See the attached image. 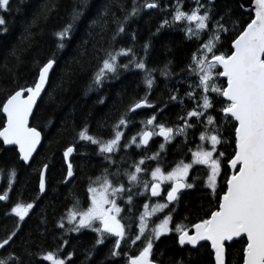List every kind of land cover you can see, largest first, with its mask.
<instances>
[{"label":"snow or ice","instance_id":"snow-or-ice-1","mask_svg":"<svg viewBox=\"0 0 264 264\" xmlns=\"http://www.w3.org/2000/svg\"><path fill=\"white\" fill-rule=\"evenodd\" d=\"M183 0H176L172 5L171 19H163L157 27L159 33L165 27H174L182 23V31L187 39L198 41L197 48L191 54L189 63L181 72L187 71L189 76H195L194 82L188 83V91L183 97L178 99L176 92L178 89H170L169 102H177L181 105L183 115H178L180 123L174 126H165L164 123H154L157 113L163 111V107L157 108L153 114L140 123L144 126L135 135L125 138L123 129L133 123L132 114L137 109L153 108L145 96L133 101L120 114L115 124L110 125L111 134L108 138L98 137L88 132V125L85 123L76 134V141H85L96 145L98 154H102L105 160L114 163L112 156L119 152L121 148H128L135 144L136 147L147 146L150 138L158 135L164 138V142L159 144V150L151 157H143L138 162H134L131 171H125L128 186L118 182L113 184L109 179L107 169L103 170L101 176L92 180L87 187V199L90 203L83 206L79 197H73L72 204L68 207L66 214L61 217L58 226L65 229L63 221H67L69 227L66 232L79 233L83 229H90L97 234V238L91 250L87 251L85 261L93 255L97 245L104 243L106 239L113 238L114 242L107 253L106 258L126 257L124 264H158V260L153 258V248L155 241L162 235L176 233V242L180 246L189 245L193 249L199 246L205 248L210 242L213 256V264H226V255L232 244L238 238L246 237L242 248V264H264V0H239L237 7L241 11L248 12V18L243 24L232 20V8H227L223 15L215 20L212 19L213 0H194V7L190 10L182 9ZM88 7V0H80L79 5H74L70 14V20L61 28L55 30L52 35L56 38V48L64 49L66 40L71 38L74 26L83 15L84 9ZM124 13L123 19L115 17L113 23L116 28L108 38L110 47H101L98 52H104V56H96L97 67L93 72L89 90L103 87L105 82L117 79L123 72L129 71L130 67L144 73L143 83L150 91L154 85L152 72L156 69H149L144 57L136 58L133 47H115L117 39L125 34L126 24L133 18L138 17L144 10L159 9L161 12L168 7L165 4L160 6V0H143L137 3L132 0L130 9L125 10L123 4L119 5ZM55 5H53V9ZM0 11H11L10 0H0ZM108 15V8L105 7L100 17ZM225 15L229 17L232 27L229 28L224 22ZM37 18L25 28L28 35H23L21 40H27L31 35L29 29L36 25ZM98 20H92L91 24L96 25ZM7 21L0 15V33L7 32ZM106 28L107 21H104ZM102 28L101 30H105ZM231 33L230 51H219L222 43V35ZM90 34V33H89ZM131 39L135 41V33H129ZM205 37L202 42L201 38ZM103 39V37L101 38ZM87 44V41L83 42ZM151 41L143 43V50L147 56ZM83 54V51L81 52ZM9 55L20 62V56L13 48ZM124 57L126 62L121 63L120 58ZM37 67V74L33 78L31 85L20 86L13 94L9 95L6 102L2 104L3 113L7 116L6 124L0 128V138L3 145H15L19 149V158L28 164L40 145L42 133L36 126L29 125L30 117L34 115V108H37L38 100L42 99L49 81L50 72L57 64L56 53H52L41 63L33 61ZM7 65H5L6 67ZM161 75L169 77L174 75L168 70V65L160 70ZM220 78L224 82L220 83ZM187 79V78H185ZM180 81H178L179 83ZM197 89L199 94L197 95ZM210 93L222 97V106L218 109L222 113V123L217 125L215 117L209 113L214 107L213 98ZM51 98V93H48ZM193 102L194 107L186 109L184 98ZM99 103L104 102L101 97ZM194 119V122H190ZM223 123L231 125L232 154L227 158L226 163L231 168V174L225 180L226 190L222 195L217 193L218 178L221 173V158L225 156L223 151H218L217 145L229 143V139L223 137ZM199 125V140L195 150L188 148L191 153V160L187 163L184 160L175 162V166L165 171L159 164L160 152L165 150V144L171 142L177 135L183 136L186 143L189 130H193ZM104 127L103 124L100 125ZM151 126V127H149ZM158 130V131H157ZM137 137L139 142L137 143ZM75 151L74 145H69L62 152L63 160L66 162V171L63 182L68 183L74 178L73 164L68 158ZM214 153L216 154L214 156ZM187 155V153H185ZM145 159L157 160L154 169L141 167L145 164ZM194 165H204L205 179L204 187L208 190L210 197L216 198V208L211 211L207 218L200 219L188 226L175 223L172 227L173 213L176 204L179 203L181 190L191 189L198 177L193 176L192 182H188L189 170ZM31 166V165H29ZM49 164H41L38 171V191L40 194L46 192V173ZM150 171V180L143 179L141 174ZM16 169L10 168L7 172V188L11 189ZM4 175V170L0 169V176ZM113 175H119V171ZM162 185H167L162 189ZM133 187L139 190L133 192ZM165 196L161 197V192ZM151 200L152 197H160L154 204L145 202L142 204L143 211L139 213V223L137 230H132V225L122 223L120 216L122 208L117 204V198L126 200L128 211L132 212L133 197L145 196ZM39 196L30 202L17 199L10 213L18 219L14 222V227L6 230V235L0 238V250L11 247L15 243L21 230V225L30 211L36 207ZM8 200V191L0 194V201ZM171 205V207H169ZM167 209V212L164 210ZM163 213L162 218L157 215ZM35 214V213H34ZM5 215H9L8 212ZM155 217V219H152ZM45 223L41 217V224ZM140 242L137 245V242ZM123 242V249H122ZM204 242V243H202ZM67 239L62 238L63 245L68 244ZM136 246L138 254L129 255L128 250ZM61 248L56 250L58 253ZM24 252L31 256L32 253L24 249ZM53 251L43 254L42 259L51 261V264H65L70 260L73 253L68 252L66 257L60 258ZM39 255V254H38ZM0 264H28L22 256L9 251L6 256L0 257ZM84 264V262H82ZM176 264H183L177 261ZM234 264V261H228Z\"/></svg>","mask_w":264,"mask_h":264},{"label":"trees","instance_id":"trees-1","mask_svg":"<svg viewBox=\"0 0 264 264\" xmlns=\"http://www.w3.org/2000/svg\"><path fill=\"white\" fill-rule=\"evenodd\" d=\"M80 0H10L11 11H0L7 21V32L0 33V128H2L6 119L3 115L2 104L6 102L9 95L18 90L20 86L31 85L33 78L37 74V67L33 61L38 60L43 63L48 56L56 53L57 64L55 65L49 83L41 101L34 111L30 126H36L42 133V143L33 157L31 163L26 165L19 158L16 148H5L0 140V169L4 170V175L0 176V194L8 191V200L0 201V238L6 235V230L10 231L14 227L17 217L10 213L17 199L30 202L33 198L39 196L36 207L30 211L29 216L21 225V230L15 243L11 247L0 250V257L6 256L9 251L22 256L28 264H51L43 260L42 256L48 251L56 253L61 248L62 238L69 241L63 245L61 250L56 253L60 258H64L68 252L74 253V259L66 264H124L126 257L106 258L110 247L104 246L97 249L85 261L87 251L91 250L95 241L94 233L71 234L61 229L58 223L61 217L66 214L68 207L73 202V197H79L83 206H87L90 201L87 199V187L90 178L95 180L101 176L104 169L108 170L109 179L113 184L118 182L128 186L125 171H131L134 162L141 158L151 157L154 152L159 150V144L164 141L159 138L152 140L148 148L136 147L135 144L128 148H121L119 152L112 156L114 163L105 160L102 154H98L96 145L85 141H76V134L81 127L87 123L88 132L98 137L108 138L111 134L110 125L115 124L121 113L133 101L138 100L148 93V100L153 108H143L132 114L133 123L123 129L121 144L125 138L135 135L142 127L140 121L150 117L157 108L163 107L162 112L157 113V119L154 123H164L165 126H174L180 123L177 120L178 115H183L181 105L177 102H169L170 89H178L176 95L178 99L184 96L188 89V83L196 80L195 76H189L187 71L181 72L189 63L191 54L198 46L195 39H187L182 31V23L174 27H165L159 33L157 27L165 18L171 19L172 5L176 0H160V6L165 4L167 8L161 12L159 9L144 10L140 16L133 18L126 24L125 34L117 39L115 47H133L136 58L144 57L145 63L149 69H156L152 72L154 85L149 91L143 83L144 73L140 70L130 67L129 71L123 72L117 79L105 82L99 89L89 90V84L95 71L98 61L96 56H104V52H98V49L110 47L108 38L115 30L116 24L113 23V13L115 17L123 19L124 13L121 12L119 5L123 4L125 10L130 9L132 0H88V7L84 9L80 20L76 22L71 38L66 40L64 49L56 48V38L52 35L55 30L61 28L70 20V14L74 5H79ZM206 0H201L205 3ZM239 0H215L212 2L213 15L215 20L219 15H223L227 8H232V20L243 24L248 13L238 9ZM137 3H143V0H137ZM53 5L55 8L53 9ZM108 8V15L100 17L104 8ZM194 7V0H183L182 9L190 10ZM33 17L37 18L36 25L29 29L31 35L27 40H21L23 35H28L25 28L28 27ZM92 20H98L96 25H92ZM104 21H107L105 28ZM224 22L229 28L232 27L229 17L225 15ZM105 28V30H101ZM135 33V41L131 39L129 33ZM90 33V34H89ZM103 37V39H101ZM205 37L201 38L203 41ZM232 34L222 35V43L219 45V51L229 52ZM150 40V48L147 56L144 54L143 43ZM87 41V44L83 42ZM15 48L20 56V62L9 55ZM83 51V54L81 52ZM120 62H126L124 57ZM5 65H7L5 67ZM168 65L174 75L165 77L161 75L160 70ZM187 78V79H185ZM178 81H180L178 83ZM220 83L224 78H220ZM48 93H51L49 98ZM199 89H197V95ZM214 107L209 113L215 117L217 125L222 123V113L218 109L222 106V97L210 93ZM104 98L103 103H99L100 98ZM186 109L194 107L192 101L184 98ZM192 118L190 122H194ZM103 124L104 127L100 125ZM151 127V126H149ZM202 130L199 125L193 130H189L188 139L185 143L184 137L177 135L171 142L165 144V150L160 152L158 162L165 170H170L175 166L178 160H184L185 163L191 160V153L188 148L195 150L196 145L207 142L199 140V131ZM223 137L229 139V143L217 146L218 151H223L225 156L221 158V173L218 178L217 193L222 195L226 190L225 180L231 174V168L226 160L232 154L231 144V125L223 123ZM139 137H137V143ZM69 145H74L75 151L71 158L73 164L74 178L65 183L64 174L66 171V162L63 160L62 152ZM187 153V155H185ZM216 155V154H215ZM49 164L46 173V192L40 194L38 191V169L41 164ZM157 166V160L145 159V164L141 167L154 169ZM16 169V177L13 180L11 189L7 188V172L10 168ZM206 166H194L187 178L192 182L193 176L198 177L193 188L187 189L180 195L179 203L176 204V210L172 214V227L175 223H181L189 227L200 219L207 218L211 211L216 208V198L210 197L208 190L204 187ZM119 171V175H113ZM143 179L150 180V171L147 174H141ZM165 188V187H164ZM133 192L139 189L133 187ZM145 196H134L132 212L128 211L126 200L117 198V204L122 208L120 214L122 223L131 224L132 230H137L139 223V213L143 211L142 204L148 202L154 204L160 197H152L148 200ZM165 192L161 193V197ZM171 207V205L169 206ZM8 212L9 215H5ZM167 212V209L165 210ZM35 213V214H34ZM161 218L163 213L158 214ZM41 217L45 223L41 224ZM152 219H155L153 217ZM245 239L237 240L232 244L226 255V264L228 261H234V264H242V248ZM93 243V244H92ZM139 241L137 245H139ZM123 249V242H122ZM24 249L31 252L28 256ZM39 254V255H38ZM129 255L138 254L136 246L128 250ZM153 258L158 260V264H176L182 261L183 264H213L211 248L208 244L205 248L198 247L193 249L190 246H180L176 242V233L171 232L155 241L153 248Z\"/></svg>","mask_w":264,"mask_h":264},{"label":"water","instance_id":"water-1","mask_svg":"<svg viewBox=\"0 0 264 264\" xmlns=\"http://www.w3.org/2000/svg\"><path fill=\"white\" fill-rule=\"evenodd\" d=\"M214 1H215V0H213V2H214ZM245 12L248 13L247 11H245ZM54 67H55V66H54ZM52 72H53V71H52ZM52 72H50L49 79H50V76H51ZM48 83H49V81H48ZM47 86H48V84L46 85L45 91H46V89H47ZM45 91L42 93V97H43ZM40 100H41V99H40ZM40 100H38L37 105H38V103L40 102ZM35 109H36V108H34V111H35ZM142 109H143V108H142ZM139 110H141V109H137L136 111H139ZM3 115L5 116V119H6V122H7V116H6V114L3 113ZM31 118H32V117H30V119H29V125H30V122H31ZM5 124H6V123H5ZM157 136H158V135H157ZM158 137H159L160 139L164 140L163 137H161V136H158ZM153 138H154V136H153L152 138H150L149 143H148L147 146H142V147H143V148H148ZM0 140L2 141V138H0ZM41 143H42V139H41ZM41 143H40V145H41ZM40 145L37 146V150H36V152L33 153V157H34L35 154L37 153V151H38ZM4 146H5V148H16L17 151H18V153H19V149H18V147L15 146V145H4ZM73 154H74V152H73V153L70 155V157L68 158L69 162L71 161V158H72ZM33 157H32V159H33ZM32 159H31V160L29 161V163L26 164V165H29V164L31 163ZM21 161H22V160H21ZM22 162H23V161H22ZM185 190H186V189L181 190V193H182L183 191H185ZM193 231H194V229H193ZM240 239H245V240H246V237L238 238L237 240H240ZM202 243H204V242H202ZM208 244H209V246H210V242H209ZM185 246H189V245H185ZM190 247H191V246H190ZM198 247H199V246H197V248H198ZM191 248H192V247H191ZM197 248H195V249H197Z\"/></svg>","mask_w":264,"mask_h":264},{"label":"flooded vegetation","instance_id":"flooded-vegetation-1","mask_svg":"<svg viewBox=\"0 0 264 264\" xmlns=\"http://www.w3.org/2000/svg\"><path fill=\"white\" fill-rule=\"evenodd\" d=\"M155 138H157V137H154L153 139H155ZM163 192V191H162ZM161 192V193H162ZM69 226H66V228H68ZM84 232H88V233H94V235H95V239L97 238V234L95 233V232H93V231H91L90 229H83L81 232H79V233H84ZM72 235L74 234H78V233H76V232H70ZM168 235V234H167ZM164 236V235H163ZM162 237V236H161ZM160 237V238H161ZM113 242H114V240H113V238H109V239H106L105 241H104V243L103 244H101V245H97L96 246V248H100V247H104V246H109L110 248H111V246H112V244H113ZM93 244V243H92ZM97 252V249H95V251L93 252V255L95 254ZM73 253V252H72ZM65 257H66V255H65ZM74 253H73V255H72V257H71V259L70 260H73L74 259ZM93 259V257L91 256L90 258H89V260L91 261ZM70 260H66L65 261V264L67 263V262H69ZM86 264V263H85Z\"/></svg>","mask_w":264,"mask_h":264},{"label":"rangeland","instance_id":"rangeland-1","mask_svg":"<svg viewBox=\"0 0 264 264\" xmlns=\"http://www.w3.org/2000/svg\"><path fill=\"white\" fill-rule=\"evenodd\" d=\"M207 146L210 147V145H207ZM217 146H218V145H217ZM214 156H215V153H214ZM194 166H203V165H194ZM194 166H193V167H194ZM190 171H191V169L189 170V173H190ZM166 186H167V185H162V189H163L164 187H166ZM165 210H166V209H165ZM165 210H164V211H165ZM157 215H158V214H157ZM65 223L67 224V226H69L66 220H65ZM168 234H169V233H168ZM162 236H163V235H162ZM49 262L51 263V261H49Z\"/></svg>","mask_w":264,"mask_h":264},{"label":"bare ground","instance_id":"bare-ground-1","mask_svg":"<svg viewBox=\"0 0 264 264\" xmlns=\"http://www.w3.org/2000/svg\"><path fill=\"white\" fill-rule=\"evenodd\" d=\"M51 77V76H50ZM46 92V91H45ZM41 101V100H40ZM39 104V103H38Z\"/></svg>","mask_w":264,"mask_h":264}]
</instances>
